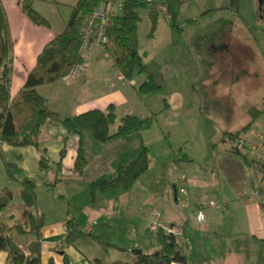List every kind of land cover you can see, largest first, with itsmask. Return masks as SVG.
<instances>
[{
    "label": "rangeland",
    "instance_id": "rangeland-1",
    "mask_svg": "<svg viewBox=\"0 0 264 264\" xmlns=\"http://www.w3.org/2000/svg\"><path fill=\"white\" fill-rule=\"evenodd\" d=\"M162 1L151 2L161 6ZM232 1L170 0L168 11H160L154 36L149 34V6L138 8L142 16L138 26L140 49L147 67L137 69L131 78L124 75L122 78L131 80L130 83L135 84L133 88L137 87L140 92V105L134 111L143 117L152 113H157V116L150 127L140 129L152 157L147 172L132 188L111 190L121 195L128 193L126 199L122 197L123 201L132 203L130 206L134 207L133 211L126 212L122 233L117 228L113 231L126 247L136 240L133 238L134 241H129L130 228L135 230L145 225L146 229L151 225L154 209L162 222L170 218L166 221L169 222L177 220L176 217L183 213L188 216L204 200H214L216 204L205 209L220 207L225 210L218 223L233 226L231 230L235 233V239L224 234L225 227L210 231L207 235L196 227L193 218H190L193 222L188 226L184 221H174L176 227L185 228V234L180 237L188 233L194 242L201 241L204 235L209 240L225 239L227 243L220 248L225 255L241 258L252 255L249 251L254 247L247 238L253 220L251 202L240 194L252 189L253 183H262L264 188L263 174L252 168L256 162H253L250 154L245 157L231 148L235 140L229 139L225 130L240 128L249 121V107L252 105H264V0H240L241 14L233 9ZM189 17L194 19L191 21ZM210 32L214 34L207 38ZM210 49L215 52L209 53ZM145 82L147 84L143 86ZM117 123L111 124L112 130ZM250 128L264 132V112ZM86 134L93 139L91 132L86 131ZM123 141L124 151L120 154L128 155L131 139ZM85 144H89L87 140ZM185 153L191 158H182ZM115 155L118 154L109 157ZM100 156L93 149L85 174L68 182L69 187L77 192L73 200L79 206L91 200L88 180L113 176L110 175L111 166L118 157H114L110 165L108 161L102 162ZM232 157H238L244 163L243 176L248 182L243 189L231 182L237 176L242 177L240 168L231 166L229 159L234 161ZM126 158L129 160L130 157ZM184 174L188 176L187 191L181 189ZM4 185H10L15 192L12 206L5 210L6 216L11 219L17 212L22 213V185L10 176L3 160H0V186ZM107 191L110 190H101L100 193L107 194ZM258 195L249 197L260 200L264 210L262 195ZM183 200L189 203H182ZM141 201L146 204L140 206ZM72 212L75 214L79 210L72 205ZM115 216L109 214L106 218L111 217L116 221L118 217ZM106 222V226H112ZM149 229L158 235L157 229ZM148 236L150 239L149 232ZM26 237L23 236L24 240ZM233 244L235 250L230 247ZM143 248L148 250L154 247ZM112 251L120 252L121 257L118 258L126 260L134 256L123 250Z\"/></svg>",
    "mask_w": 264,
    "mask_h": 264
},
{
    "label": "trees",
    "instance_id": "trees-1",
    "mask_svg": "<svg viewBox=\"0 0 264 264\" xmlns=\"http://www.w3.org/2000/svg\"><path fill=\"white\" fill-rule=\"evenodd\" d=\"M60 3L59 0H52ZM105 0H77L71 3L72 10L65 21L64 29L46 42L37 56L36 63L29 69L25 83L15 93L11 92L12 74L14 65L12 63V54L14 50V38L10 26V21L6 8L0 0V160H3L11 177L16 178L15 173L20 167L15 162L6 160L2 142H8L12 145L34 144L40 146L41 141L47 137L48 133L44 131V125L49 121L61 122L67 129L68 135L65 138V144L60 151V159L55 162L46 156V148L41 155V165L49 167L52 164L61 169L63 159L67 152V142L70 135H79L78 152L74 163V169L79 176L85 174L89 165L90 158L85 147L86 131L91 132L92 138L101 143H106L126 135L135 133L143 127H150L157 113L147 116H140L136 112H129L118 117L116 106L110 103L106 108L93 107L79 113L61 115L58 111L51 108L48 98L38 89L39 84L53 83L64 76L78 75L87 68V62L91 56L94 47L102 46L104 54L113 60L114 66L118 68L126 78H131L137 69H145L147 63L140 49L138 26L142 18L138 11L140 6H149V15L151 18V27L149 34L154 36L158 27L160 11L169 9V1L163 0L161 6L150 0H113L109 13L112 16V23L107 26L106 40H97V36L88 32L85 37L86 29L84 27L88 15L99 7ZM233 9L239 14L240 0H233ZM163 5V7H162ZM24 9L30 18L38 25L50 26V20L40 11L32 6V3L25 2ZM210 10V9H209ZM189 20L194 18L189 17ZM212 37L214 32L207 33ZM88 38V51L84 53L81 50L83 43ZM99 41V43L97 42ZM82 66V68L80 67ZM80 67L77 74H73V69ZM147 84L146 82L142 85ZM138 90V88L136 87ZM139 92V91H138ZM140 93V92H139ZM250 120L240 128H229L226 131L229 139H234L232 149L243 154L245 157L251 155L253 162L262 171L256 157L249 149L237 148L240 137L252 132L263 133L262 131L251 130L253 121L264 112V105H252L249 107ZM117 123V127L112 130L111 124ZM89 136V135H88ZM117 152L119 157L110 171L111 177L99 176L88 180L91 200L98 199V192L101 190H116L123 188L128 190L132 188L139 178L145 174L152 161L149 146L143 142L138 153L127 159ZM182 157L189 159V155ZM110 165L112 164L109 163ZM264 172V171H263ZM114 173V174H113ZM184 175L182 179H185ZM58 177L57 179H62ZM45 181L49 184L56 183V180ZM22 185V214L21 220L10 221L6 216L5 210L12 206L14 199V189L10 185L0 186V249L7 254L10 264H43V238L45 237L44 225L45 214L38 209L37 186L40 180L35 177L25 176L20 180ZM182 189L188 188L187 183L182 184ZM254 187L255 184L253 185ZM259 189V187H257ZM243 196L249 198L247 191ZM177 197V196H176ZM178 199V198H177ZM211 202V201H210ZM209 205H214L210 204ZM182 203H189L183 200ZM207 204L199 203L198 209H204ZM196 210V212L198 211ZM159 213V211H158ZM67 233L64 238L68 244H75L78 238L91 235L92 231L88 229L76 217L71 216L66 222ZM177 231L174 227L159 226L158 238L161 242L159 247L145 249L134 252L132 249L121 246L117 242L101 240L104 246H115L120 249L131 250L133 258L126 260L116 258L110 263H105L100 258H92L93 264H174L180 262L189 263V256L182 242L177 238ZM32 234L33 238L22 246L17 236H28ZM65 262L69 261L66 251L63 252ZM50 264H55L54 255L49 258Z\"/></svg>",
    "mask_w": 264,
    "mask_h": 264
},
{
    "label": "crops",
    "instance_id": "crops-1",
    "mask_svg": "<svg viewBox=\"0 0 264 264\" xmlns=\"http://www.w3.org/2000/svg\"><path fill=\"white\" fill-rule=\"evenodd\" d=\"M26 1H30L35 9L50 20V26L38 25L30 18L23 7ZM59 1L61 2L55 3L52 0H2L8 14L15 44L12 54V63L14 65L11 82L12 94H15L25 83L29 69L36 63L37 56L46 42L64 29L65 21L72 10L71 3H75L77 0ZM205 45H207V42ZM210 50H208L209 53L215 52L213 49ZM130 84V81L120 76L118 68L114 66L113 60L104 54L102 46L97 45L94 47L88 59L87 68L82 73L64 76L53 83L39 84L37 89L48 98L51 108L55 109L63 116L79 113L93 107L106 108L110 103H113L116 106L118 117H120L126 113L133 112L135 107H139L140 105V93L137 89L133 88L135 84ZM44 131H46L48 135L41 141L40 146L34 144L12 145L5 141L2 142L6 160L15 162L20 167V170L15 173L18 181L25 176L35 177L40 180L39 185L36 187L38 194L37 206L38 209L45 214L46 219L43 228L45 232V237L43 238V264H50L49 258L51 255H54L55 264H93L91 262L92 258L98 257L105 263H110L112 260L121 257L119 256V254H121L120 252H113L112 250H123L132 253L131 250L120 249L115 246H104L101 243V240L106 239L111 241L113 239L112 241L124 246L123 240L117 238L115 236L116 234H113V231L117 228L121 230L122 233V227L125 225L124 217L127 213L134 210V207L130 206L132 203L123 201V198H125L128 193L121 195L115 191H107V194H101L99 191L96 201L89 200L79 206L78 203L73 200L74 197L76 198L75 195L77 192L74 191L73 187H69L68 184L69 181L76 180L78 177L74 169V163L78 152L79 135L74 134L69 136L63 165L61 169H58L55 164L49 167L42 166L40 159L44 148H46L45 154L47 157L55 162L60 159V151L65 144V138L69 133L68 129L61 122L49 121L44 125ZM86 136L85 139L89 143L85 144L87 153L90 154L94 149V151L100 153L102 162L108 161L109 163L114 157L118 156L115 155L110 158L109 155L112 156L120 152L121 149H124L123 140L126 138L131 139V143L129 142L128 155L122 154L124 157H132L135 153H138L141 147V141H145L140 130L126 135L123 137L125 139L118 138L106 143L91 139L87 134ZM232 158H234V161L229 159L232 163L231 166H238L242 173V177L239 178V176H237L233 181L231 180V182L243 189L244 185L248 182L245 176H243V171L245 170L244 163L242 164L238 157ZM235 162H237V164ZM252 168L256 171L259 170L263 174L262 180H264V172L261 171L257 165H252ZM236 173L238 174V171H236ZM184 175H186L185 179H187L185 180L183 178L181 180V189L183 183L188 184V176L187 174ZM184 175H182V177ZM58 177L63 178L57 179ZM54 179H57L54 184L45 182ZM254 184L255 183H253V185ZM176 185L175 195L177 196L178 190ZM262 185V183L258 185L255 184V186L260 188L259 195H262L261 200L264 203V188ZM185 191H187V189ZM242 194L243 193L240 195L242 196ZM254 199L249 198L251 202V218L253 220L250 224L251 228L248 229L249 231L247 233V238L251 240L250 244L254 247L249 251V253L252 254L251 256L241 258L235 255L231 257L225 255L220 250V248L227 243L225 239L209 240L207 236L204 235L201 241L194 242L188 233L180 237V235L185 234V228L176 227L174 221H184L185 226L195 221L197 223L196 227L207 235L210 231H218L220 227H225L223 230L224 234L232 236L233 239H235V233L231 230L233 226H221L218 223L221 219V213L223 214V211H225L220 207L212 210L204 208L205 217L201 221L196 218V210H191L188 216L183 213L180 217H176L177 220L169 222L166 221L170 218H166V220L162 222L156 215L157 212L154 209L151 225H148L146 229L144 228L145 225L135 230L128 226L131 233L128 235L130 237L129 241L133 238L136 239L135 241L133 239L134 243H130L129 246L133 248L149 246L154 248L159 247L161 242L158 235L149 228L152 227L158 230V227L161 225L165 227L170 225L176 229L177 238L183 243L188 253V264H264V210H262L263 205L259 202L260 200L257 201ZM210 201L205 202L204 200V203L209 206L208 203ZM145 204H143L142 201L139 203L140 206ZM72 205L76 206V209L79 210L78 213L74 214V212H72ZM114 212L118 217L116 221L112 220L111 217L106 218L109 214L110 216H115ZM76 214L81 217L82 220H80ZM71 216L76 217L80 222L85 224V226L90 225L92 231L91 235L78 238L75 244H68L64 240L67 233L66 222ZM22 218L23 214L17 212L14 218L11 217L10 220L12 221L15 219L17 221ZM190 218H193V221H191ZM106 220L112 226H106ZM147 228L149 230H147ZM198 229L196 230L197 232H199ZM138 232H142V234ZM148 232L152 236H150V239ZM32 238V234L28 235L25 240L23 236L16 237L22 246H26ZM129 246L127 247L130 248ZM230 247L235 250L234 244L232 246L230 245ZM195 250H199L200 252L196 253ZM64 251H66L69 256L68 262H65ZM0 264H10L6 252L1 249ZM174 264L183 263L175 262Z\"/></svg>",
    "mask_w": 264,
    "mask_h": 264
},
{
    "label": "built area",
    "instance_id": "built-area-1",
    "mask_svg": "<svg viewBox=\"0 0 264 264\" xmlns=\"http://www.w3.org/2000/svg\"><path fill=\"white\" fill-rule=\"evenodd\" d=\"M113 0H105L102 2V4L97 7L94 11H92L89 15L87 20L85 21V37H88V32L95 34L97 36V40H106V29L107 26L112 23V16L109 13V8L112 6ZM152 1V0H150ZM163 7V5H162ZM164 8V7H163ZM88 38H86L85 43H83L81 50L84 53H87L88 51V44L87 41ZM99 41H97L99 43ZM82 68V66H80ZM80 67H75L73 70V74H77L79 72ZM122 73H120V76L122 77ZM131 81V80H130ZM237 148H244L249 149V151L256 157L259 165L264 171V134L259 132H250L240 137L237 143ZM247 194L250 197H254L259 194V189L257 187H252ZM249 197V198H250ZM215 201L211 200L210 204H214ZM205 217L204 209H198L196 212V218L198 220H203ZM88 229L91 230V226L88 225Z\"/></svg>",
    "mask_w": 264,
    "mask_h": 264
},
{
    "label": "water",
    "instance_id": "water-1",
    "mask_svg": "<svg viewBox=\"0 0 264 264\" xmlns=\"http://www.w3.org/2000/svg\"><path fill=\"white\" fill-rule=\"evenodd\" d=\"M133 251L134 252H140V251H142V248L141 247H136V248L133 249Z\"/></svg>",
    "mask_w": 264,
    "mask_h": 264
}]
</instances>
